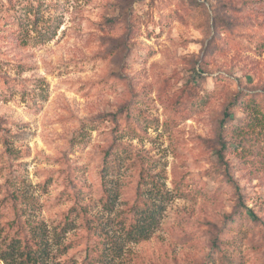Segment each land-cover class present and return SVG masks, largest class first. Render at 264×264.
Wrapping results in <instances>:
<instances>
[{
	"label": "rangeland",
	"instance_id": "obj_1",
	"mask_svg": "<svg viewBox=\"0 0 264 264\" xmlns=\"http://www.w3.org/2000/svg\"><path fill=\"white\" fill-rule=\"evenodd\" d=\"M0 264H264V0H0Z\"/></svg>",
	"mask_w": 264,
	"mask_h": 264
},
{
	"label": "trees",
	"instance_id": "obj_2",
	"mask_svg": "<svg viewBox=\"0 0 264 264\" xmlns=\"http://www.w3.org/2000/svg\"><path fill=\"white\" fill-rule=\"evenodd\" d=\"M138 207L137 213L135 214V220L130 223L128 228V233H132L134 237H139L141 235H146V231L154 225L156 221V209L152 208L151 205L144 201ZM34 244H38L35 240L30 239ZM27 243H29L27 241ZM39 245V244H38ZM28 260L34 257L32 252L27 253Z\"/></svg>",
	"mask_w": 264,
	"mask_h": 264
}]
</instances>
